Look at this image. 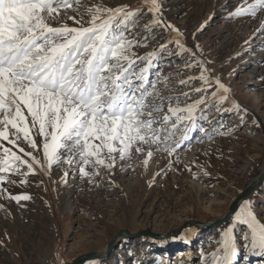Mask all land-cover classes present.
<instances>
[{
    "label": "rangeland",
    "instance_id": "rangeland-1",
    "mask_svg": "<svg viewBox=\"0 0 264 264\" xmlns=\"http://www.w3.org/2000/svg\"><path fill=\"white\" fill-rule=\"evenodd\" d=\"M100 2L81 0L79 12ZM102 2L108 7L139 6L146 13L143 0ZM159 2L163 17L191 50L181 53L175 33L162 27L151 30L146 47L133 50L138 56L159 53L161 45L173 40L149 77L165 78L157 85L159 99L172 97V105L180 107L199 99L194 89L201 87V68L186 65L205 61L211 77L229 88V99L240 110L232 109L231 103L222 106L230 111L217 112L213 106L206 119L197 121L196 130L188 132V139L178 132L169 141L179 142L171 157L154 152L146 167L142 163L146 156L118 161L113 174L102 170L91 183L67 164L54 165L50 176L29 174L25 184L19 175L12 176L16 183L3 187L30 199L18 204L0 196V264H54L58 255L73 264L91 253L98 257L80 264H163L164 259L168 260L164 264H204L202 254L210 261L220 234L243 201H250L256 213L264 215V10L255 17L230 18L244 0ZM68 15L80 19L71 9ZM150 19L147 14L132 30L138 39L145 35ZM66 23L74 26L72 20ZM190 77L194 79L188 85L180 83ZM185 93H191V98L186 99ZM167 107L165 103V112ZM201 125L208 132L216 128L223 134H213L209 140L199 131ZM20 145L31 150L23 141ZM65 170L69 171L66 182ZM253 181H257L254 187L234 208ZM77 198L82 200L78 205ZM187 246L191 256L183 255ZM263 258L248 253L240 243L237 264H260Z\"/></svg>",
    "mask_w": 264,
    "mask_h": 264
},
{
    "label": "snow or ice",
    "instance_id": "snow-or-ice-1",
    "mask_svg": "<svg viewBox=\"0 0 264 264\" xmlns=\"http://www.w3.org/2000/svg\"><path fill=\"white\" fill-rule=\"evenodd\" d=\"M80 3L0 0V196L18 204L30 197L12 195L3 187L16 183L11 179L14 175L25 184L29 174L50 176L54 165L67 164L91 183L102 170L113 174L118 161L146 156L142 161L146 167L154 152L171 157L179 142L169 141L178 132L188 139V132L196 130L197 121L206 119L213 106L217 112L230 111L222 106L231 103L232 109L240 110L230 101L229 88L211 77L205 61L186 65L201 68V87L194 89L199 99L185 107L173 106L172 97L159 99L157 85L165 78L149 77L173 40L161 45L159 53L138 56L133 50L146 47L151 30L162 27L175 33L181 53L191 52L179 30L163 17L159 0H143V14L139 6L108 7L102 0L80 13ZM69 9L80 19L68 15ZM259 10H264V0H244L229 16L255 17ZM147 14L151 19L138 39L132 30ZM192 79L180 83L188 85ZM184 96L190 99L191 93ZM199 131L209 140L213 134H223L216 128L208 132L203 125ZM21 141L31 150L26 151ZM68 176L65 170L62 179L66 182ZM262 220L264 215L257 214L250 201H243L220 234L210 261L202 254L204 264H237L240 243L248 253L264 257ZM54 264L66 262L58 255Z\"/></svg>",
    "mask_w": 264,
    "mask_h": 264
},
{
    "label": "water",
    "instance_id": "water-1",
    "mask_svg": "<svg viewBox=\"0 0 264 264\" xmlns=\"http://www.w3.org/2000/svg\"><path fill=\"white\" fill-rule=\"evenodd\" d=\"M256 182L257 181H253L250 185H248L246 187V189L238 196L237 200H241V198H243L245 195H247V193L254 187V185L256 184ZM232 210L233 209H231V211H229V215L232 213ZM228 216L223 217L217 223H220V222L225 221L228 218ZM95 257H98V254H96V253L87 254V255L83 256L81 259H79L77 262L73 263V264H80L81 262H85L86 260L93 259Z\"/></svg>",
    "mask_w": 264,
    "mask_h": 264
},
{
    "label": "bare ground",
    "instance_id": "bare-ground-1",
    "mask_svg": "<svg viewBox=\"0 0 264 264\" xmlns=\"http://www.w3.org/2000/svg\"><path fill=\"white\" fill-rule=\"evenodd\" d=\"M75 202H76V204L78 205V204H80L81 202H82V200L81 199H79V198H77V199H75ZM238 203H239V201L237 200L236 201V203H235V205H234V202L232 203V206L234 205V207H236L237 205H238ZM86 208V207H85ZM190 239H192V238H190ZM166 241H167V245H168V239H166ZM82 244V243H81ZM81 248H83V244L80 246ZM184 253H183V255L184 256H186V255H188V256H191V253H192V250L190 249V247L189 246H187V248H185L184 250ZM178 257H175L174 258V260H173V262L174 263H177V261H178ZM193 259V258H192ZM264 259V258H263ZM168 260L167 259H164L163 260V264L165 263V262H167ZM264 262H260V264H263Z\"/></svg>",
    "mask_w": 264,
    "mask_h": 264
}]
</instances>
